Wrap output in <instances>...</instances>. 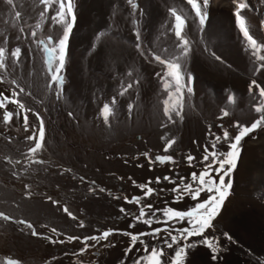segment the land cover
Wrapping results in <instances>:
<instances>
[{
    "label": "rangeland",
    "instance_id": "374dc122",
    "mask_svg": "<svg viewBox=\"0 0 264 264\" xmlns=\"http://www.w3.org/2000/svg\"><path fill=\"white\" fill-rule=\"evenodd\" d=\"M245 2L248 8L241 14L250 34L264 44V0ZM133 3L135 9L128 0H74L76 19L61 72L63 85L58 89L51 81L55 64L46 62V53L37 43L47 42L49 36L56 40L62 34V28L50 19L53 13L49 11L47 19H41L44 5L39 0H14L13 6L0 0V40L7 38L0 46L22 49L15 67L0 71V92L11 96L16 91L18 95L12 99L32 110L27 112L25 131L24 111L18 104L0 109V212L11 218H0V264L11 260L19 264H134L145 254L144 245L137 242L126 252L131 240L124 233H150L155 228L170 227L163 223L164 208L186 211L198 202L187 194L177 200L172 189L183 187L181 178L191 183V173L199 174L203 169L205 147L212 151L215 137L220 136L215 150L226 153L224 131L234 137L240 130L237 124L249 126L259 118L254 110L260 99L258 90L253 88L250 95L249 85L256 80L264 87V68L255 70L264 61L252 55L236 26L234 10L221 8L232 3L235 9L233 0H209L204 26L186 0ZM172 8L186 19L183 35L189 41L187 56H181L182 49L177 47ZM15 11L21 13L19 20ZM33 31L35 38L30 35ZM154 55L165 60L181 56L185 80L192 88L190 94L183 95L181 115L171 112L172 119L164 114L163 103L169 93L162 78H170L164 77L167 69L153 59ZM229 96L233 103H229ZM105 104L112 108L107 123L102 113ZM6 110L14 113L8 123L3 122ZM225 110L229 112L226 117ZM17 111L21 112L19 119ZM33 113L43 120L45 131L42 148L35 154L30 153L35 141L27 139L38 134L40 127ZM170 139L176 143L165 152ZM189 155L195 157L192 166L186 159ZM157 156H171L175 163L156 162L153 158ZM37 160L42 163H35ZM164 176L174 183L163 180ZM157 177L160 183H155ZM230 178L231 194L213 227L202 236L190 238L188 243L194 247L186 250L184 264H264V126L242 139ZM149 181L154 192L145 197L146 189L142 191L138 185ZM207 195L202 192L200 200ZM137 196L141 206H153L145 208L150 214L145 218L155 220L151 213L160 210L156 212L160 223L148 227L134 218L139 208L126 203L125 198ZM19 220L31 223L40 235H31V230L16 223ZM173 223L177 229L189 226L187 222ZM105 230H113V234L86 251H81L84 244L80 240L67 239L100 235ZM45 237L64 242L52 243ZM140 238L149 251L153 246H163L162 239ZM205 238L218 249L216 260L203 244ZM165 252L163 259L167 261L173 249Z\"/></svg>",
    "mask_w": 264,
    "mask_h": 264
},
{
    "label": "snow or ice",
    "instance_id": "6c2138e0",
    "mask_svg": "<svg viewBox=\"0 0 264 264\" xmlns=\"http://www.w3.org/2000/svg\"><path fill=\"white\" fill-rule=\"evenodd\" d=\"M39 2L44 5L43 10L40 12L41 19H47L46 13L51 11L53 14L51 15L50 19L54 25H59L62 28V34L56 40L53 39L52 36L47 38V42L44 40H39L38 46L42 47V50L46 53L47 60L46 62L49 65L55 64V67L52 69L51 74V81L55 83L58 89L62 88L63 85V78L61 76V72L65 67L66 61V54H67V45L70 39V34L73 29V25L76 19V13L74 9V0H39ZM9 6L14 5V0H4ZM128 3L131 4L132 8L135 9L137 5L133 3V0H128ZM186 4L191 6L195 17L198 19L199 24L201 26L205 25V22L208 18V7H209V0H186ZM233 4L235 5V9L233 15L235 16L236 26L239 29L240 33L242 34L243 38L247 42L248 47L251 49L252 55L258 61H264V55L260 53L264 51V44L258 43L256 39L250 34V29L247 26L246 17L243 16L241 13L244 9L248 8V4L245 0H233ZM55 5V8H53ZM171 16L174 17L175 23L173 25L174 34L176 40L179 42L177 47L182 49L181 56H187L188 54V44L189 41L183 35V29L186 26V19L181 14H178L175 8L170 10ZM15 18L19 20L21 13L20 11H15L14 13ZM262 26H264V21L261 22ZM39 27V25H37ZM20 32L23 33V28L20 29ZM31 37L35 38L37 33L31 32ZM137 35V40H139V33ZM7 38L0 40V44L6 42ZM20 39V37H17ZM22 55V49L17 47L15 50L7 49L3 46H0V71H8L10 67H15ZM181 56H177L175 60H165L158 55H154L153 59L158 61L160 64L165 65L167 71L164 74V77L170 79H163L164 89L168 91L169 98L164 100V114L172 119L171 112H174L176 116L181 115V111L183 108V95L185 92L191 93L192 88L185 80V75L182 70V64L180 62ZM11 60L9 64L7 61ZM260 68H264V65H260V67L256 68L255 70L258 72ZM3 80L0 79V83ZM15 83V81H13ZM132 85L129 84L128 88H131ZM253 88L258 90L259 100L255 105V112L260 114L259 118L256 119L253 123L249 126H242L237 124L236 127L239 128V132L234 137H230L228 131H224L223 133V140L228 143V151L226 153H221L216 151V142L221 141L220 136L215 137V141L212 143V151H209L208 147L204 149V155L202 157L201 163L203 164V169L197 174L196 172L191 173L190 180L191 183H185L184 179L181 178V184L183 187L179 185L172 190L177 193V200L183 199L184 195L187 194L193 201L196 202L193 207L186 211H179L173 209L171 207L164 208L162 210V214L164 216L163 223L169 224L170 227L168 228H155L150 233H139V234H132V233H124V235L130 236L131 245L126 250V252H130L133 247H135L136 243L139 242L140 244L144 245L143 251L144 255L138 257L134 264H184L185 256L187 255L186 250L194 247V244L188 243L190 238L194 236H202L207 229L213 227V221L219 214L225 200L231 194L232 189V182H231V173L235 170L237 160L240 155V145L242 139L247 136L249 133L257 130L261 126H264V87H262L256 80H253L249 85V94L251 95L253 92ZM171 89V91H169ZM125 89L124 91H127ZM21 92L24 91L23 88L20 89ZM18 94L16 91H12L11 96L4 95L3 92H0V109H5L8 104H18L19 109L24 111L23 115V124L25 126V131L28 130L27 125L28 115L27 112L32 111L31 109H26L25 105L16 99H12V97H16ZM59 95V91H58ZM123 95V92L120 93ZM175 97V100H173ZM255 99V97H254ZM229 103H233V97H228ZM116 99L113 98L111 104H115ZM103 119L107 123L109 122V116L112 113V108L110 104L103 105L102 108ZM36 115L37 119L40 121V127L38 130V134H34L28 136V140L35 141L34 146L30 148V153L35 154L38 150L42 148V143L45 138V131H44V124L43 120L39 117L38 113H33ZM229 112L225 110L223 112V116H228ZM14 113L10 110H6L3 113V122L8 123L13 118ZM17 119L20 118L21 112L17 111L15 113ZM176 143L174 139L167 140L165 143L164 151L168 152L169 149L173 147ZM146 155V154H145ZM29 159L31 156L29 155ZM189 166H192V161L195 157L189 155L186 157ZM156 161L160 163L172 162L175 163L171 156H157L155 157ZM35 163H42V161H34ZM19 163V161H17ZM218 177V179H217ZM226 178L227 182H226ZM163 180L169 181L170 183H174L171 177L164 176ZM161 178L157 177L155 183H160ZM153 183L149 181L148 184H141L138 187L143 191H145V197L150 196L154 189L149 187L148 185ZM101 192L105 191V189L101 188ZM202 192H206L207 199L200 200V195ZM51 200V197H49ZM126 203H133L138 206L139 212L138 215L134 218L138 222H142L143 224L151 227L153 223H160V219L156 216V212L160 210H155L151 213V216H155V220L152 218H145L149 217V212L145 211V208L152 209L151 204L141 206V197H133L131 200L125 198ZM53 204H57L58 201H52ZM63 211L67 213L73 220L76 217L69 211L67 207H64ZM120 211L125 213L126 210L121 208ZM0 218L3 220L11 219L9 216L5 215L4 213L0 212ZM173 222H179L183 224L187 222L189 225L188 227L182 228H175ZM21 225H24L27 229L31 230V235L38 236V233L34 226L26 222L24 220L16 221ZM79 227L83 228L84 224L80 223ZM129 227H135V225H129ZM53 234H57V230L55 228L51 229ZM164 232L165 236L161 237L160 233ZM175 233V234H174ZM113 234V230H105L100 235H92L88 237H75L69 236L67 239L69 242L73 240H80L81 243L84 244V248L81 251H86L89 247H95L99 244L102 240H107V238ZM141 236H152L155 239H162L163 246L162 247H151L149 251V246L145 244V241L141 239ZM49 239L52 243H63V240L55 241L52 240L51 237H45ZM227 239L231 240L230 236L226 237ZM92 241V244L88 242ZM183 242V243H181ZM203 244L209 247L212 250V259H217V251L218 249L213 246V243L210 239L205 238L203 240ZM166 249H173V253L169 256L168 260L165 261L163 258L165 257V250ZM6 264H19L18 261L11 260L7 261Z\"/></svg>",
    "mask_w": 264,
    "mask_h": 264
},
{
    "label": "bare ground",
    "instance_id": "6f19581e",
    "mask_svg": "<svg viewBox=\"0 0 264 264\" xmlns=\"http://www.w3.org/2000/svg\"><path fill=\"white\" fill-rule=\"evenodd\" d=\"M221 8H223L225 10H227V9H229V10L233 9L234 10L232 3H229L227 5H221Z\"/></svg>",
    "mask_w": 264,
    "mask_h": 264
},
{
    "label": "trees",
    "instance_id": "16d2710c",
    "mask_svg": "<svg viewBox=\"0 0 264 264\" xmlns=\"http://www.w3.org/2000/svg\"><path fill=\"white\" fill-rule=\"evenodd\" d=\"M153 160H155V158H153ZM156 161V160H155ZM156 162H159V161H156ZM132 198H129V200H131Z\"/></svg>",
    "mask_w": 264,
    "mask_h": 264
}]
</instances>
